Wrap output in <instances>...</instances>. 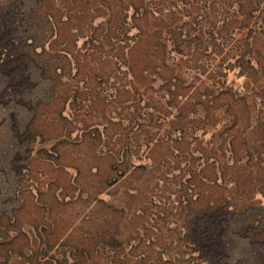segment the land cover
<instances>
[{
	"label": "rangeland",
	"instance_id": "374dc122",
	"mask_svg": "<svg viewBox=\"0 0 264 264\" xmlns=\"http://www.w3.org/2000/svg\"><path fill=\"white\" fill-rule=\"evenodd\" d=\"M0 264H264V0H0Z\"/></svg>",
	"mask_w": 264,
	"mask_h": 264
}]
</instances>
